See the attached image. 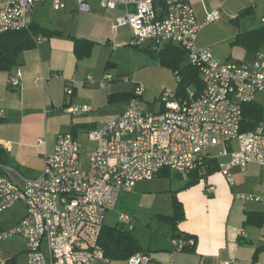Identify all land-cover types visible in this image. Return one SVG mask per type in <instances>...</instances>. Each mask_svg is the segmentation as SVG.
I'll use <instances>...</instances> for the list:
<instances>
[{"label": "built area", "instance_id": "1", "mask_svg": "<svg viewBox=\"0 0 264 264\" xmlns=\"http://www.w3.org/2000/svg\"><path fill=\"white\" fill-rule=\"evenodd\" d=\"M46 1L0 0V33L27 28L34 4ZM75 1L81 10L90 9L89 0ZM97 1L107 9L125 7L112 31L130 26L134 45L151 42V48L157 51L175 43L185 49L190 64L199 70L203 89L198 93L190 88L185 93L177 88L164 90L160 96L162 109L154 110L143 106L144 87L135 85L124 112L88 131L89 140L99 142V146L90 152L87 163L80 157L82 142L72 132L58 135L54 150L45 156L42 171L34 177H23L22 185L6 175V171L16 172L14 168L0 162V212L19 201L27 207L15 225L0 227V242L22 237L26 244L24 264L110 263L99 243L107 214L116 210L123 193L164 170L188 173L216 158L219 172L233 187L234 168L245 172L252 163L264 167V120L253 130H241L244 104L256 101L257 93L264 90L263 53L251 64L225 62L211 48L197 46L203 24L216 21L220 12L212 11L201 24L190 0ZM51 2L55 10L66 6L64 0ZM178 75L176 72L179 83ZM23 79L22 70L17 69L10 75L9 84L19 87ZM88 79L92 81L93 76L88 75ZM112 79V74L106 73L99 84L104 87ZM66 92L73 93L70 82ZM89 109L88 105L70 106L73 114ZM5 116L6 110L0 108V120ZM217 146L223 150L219 157H213L211 149ZM224 156L229 159L222 161ZM209 189L213 191L214 186ZM234 195L244 202L264 204V194ZM120 223L130 230L134 227L132 217L124 212L120 213ZM172 242L179 250L195 243L194 239L182 238ZM150 260L142 252L127 259L130 264H147ZM6 262L0 250V264Z\"/></svg>", "mask_w": 264, "mask_h": 264}, {"label": "crops", "instance_id": "2", "mask_svg": "<svg viewBox=\"0 0 264 264\" xmlns=\"http://www.w3.org/2000/svg\"><path fill=\"white\" fill-rule=\"evenodd\" d=\"M64 1L66 6L57 10L61 13L56 16L51 28L40 24L51 30V34H36V45L21 53L19 64L11 70H0V108L6 110V116L0 120V162L14 168L16 172L6 171V175L17 185L23 184V177H34L42 171L45 156L54 150L60 133L72 132L78 137L82 142L80 157L87 163L90 152L99 146V142L89 140L88 131L124 112L130 104L134 86L138 84L130 73L121 69L116 57L119 49L134 45L130 26H120L116 32L112 31L116 17L125 7L107 9L101 7L97 0H89L90 9L84 11L75 0ZM190 1L201 24L205 23L212 11L220 12L216 21L203 24L196 39L197 46L211 48L225 62L251 64L259 53L264 54V40L253 50L234 43L239 34L264 28V15L258 19L259 24L251 28H242L240 20L244 15L255 16L258 3L264 0H250L252 5L243 8L231 19L233 28L226 25L229 30L232 29L228 35L235 45L228 50H220L215 37L205 31V27L221 20V6H217L214 0ZM68 2L75 3L80 11L91 16L88 17L91 18L88 19V27L65 28L64 24L72 19L69 14L74 11L73 7H68ZM76 39L92 43L89 54L83 53V49L76 51ZM142 46L153 50L151 42ZM99 47L106 52L105 55L95 54ZM172 47L180 48L175 43H168L157 51L167 50L172 54ZM96 56L98 58L95 60ZM17 69L22 70L24 79L19 87H11L9 77ZM106 73L112 74L113 79L101 87L99 81ZM55 74L61 77L57 78ZM88 75L93 76L92 81ZM68 82L73 88L72 94L66 92ZM124 83L132 85L130 91ZM120 100H124L125 105L108 112V103ZM72 104L88 105L90 109L73 114L70 111ZM161 109L162 104L154 110ZM40 139L44 142L41 143ZM85 141L90 142L91 146L87 147ZM233 145L237 148L236 141H233ZM228 159L229 156L221 158L222 161ZM173 172L177 173L179 179L172 177ZM233 173L236 178L233 187L219 170L187 186L191 180L190 172L164 170L151 180L139 182L133 191L120 196L117 207L122 203L133 213L124 212L132 217V231L140 223L153 228L137 236L134 234L144 253L151 258L147 264H224L226 261L232 264H264V250L259 252L257 261H253L257 248L264 245V222L260 225L249 220L252 212L264 214V204L244 202L234 195L238 192L264 194V167L252 163L247 171L234 168ZM210 185L214 186L213 191H210ZM176 199L184 208V218L178 222L177 230L194 236L196 244L193 248L179 250L172 242L175 231L165 216L174 214ZM105 224L108 225L106 221ZM117 224L122 225L120 220ZM142 241L146 243L145 246ZM95 264L104 263L99 261ZM108 264L130 263L127 260H112Z\"/></svg>", "mask_w": 264, "mask_h": 264}, {"label": "rangeland", "instance_id": "3", "mask_svg": "<svg viewBox=\"0 0 264 264\" xmlns=\"http://www.w3.org/2000/svg\"><path fill=\"white\" fill-rule=\"evenodd\" d=\"M217 3V6H221L220 10L222 13L221 20L216 23H212L211 25L205 27V31H209L212 36L215 37L217 46H219L220 50L225 49L228 50L235 45L232 44V37L228 34L231 33L232 29L229 30V27L226 25H230L233 28V24H231V19L236 17L240 10L246 7H250L252 4L249 3L250 0H214ZM69 3V2H68ZM69 8L74 9L73 13H70L69 16L72 19L64 24L65 28L73 27L75 29L78 28H86L89 24V20L91 16H87L86 12L80 11L76 4L71 2L68 4ZM131 9H133L131 7ZM60 11L54 10L52 8L51 0L46 2H36L33 7V13L30 18V23L34 20L39 22L42 25L47 27H52L55 23V18ZM264 15V2L260 1L258 3V8L255 11V16L247 17L246 15L241 16V26L242 28H251L252 26H256L259 24V18ZM68 20V19H67ZM225 24H220L222 22ZM230 23V24H229ZM217 24V26H216ZM219 44V45H218ZM110 48L112 47V43L109 44ZM108 47V48H109ZM110 50V49H109ZM108 50V52H110ZM105 55L100 47L98 52L95 51V54ZM116 57L120 62V67L125 72L130 73L131 76L138 82V85H142L144 87V94L141 98L143 102V106L148 109H158L160 107V96L164 90L167 89H175L178 84V79L176 73L167 66L161 64L160 61V53L159 51L149 50L145 47L128 45L124 48H121L116 52ZM98 56L95 57V60ZM190 64V60L188 56L184 57L181 61V67H185ZM179 76V75H178ZM180 77V76H179ZM123 83V82H122ZM128 91L132 88V85L125 84ZM124 86V87H125ZM194 86L191 85L190 89H193ZM256 101L264 107V90L260 91L256 95ZM125 105V101L120 100L117 102H113L111 104L108 103V112L121 108ZM87 147L91 146V143L85 141ZM223 150L222 146L213 147L211 149V153L213 157H219L221 151ZM173 178L179 179V176L176 172H173ZM122 206V203L119 204L115 211L109 212L106 217V223L108 225H115L120 220V213L128 212L133 214L132 211L128 209V207ZM27 211L26 205L19 201L12 207L0 212V227L8 228L15 225L25 214ZM138 215V214H137ZM140 217V215H138ZM144 224H147L144 223ZM153 228L147 226H142L140 223L136 230L133 233L137 236L143 233L145 230L151 231ZM143 246L146 243L142 241ZM26 244L22 237H15L9 239L7 241L0 242V250L4 254V259L6 261H10L9 264H23L26 260Z\"/></svg>", "mask_w": 264, "mask_h": 264}, {"label": "trees", "instance_id": "4", "mask_svg": "<svg viewBox=\"0 0 264 264\" xmlns=\"http://www.w3.org/2000/svg\"><path fill=\"white\" fill-rule=\"evenodd\" d=\"M243 14V12H242ZM51 34V30L40 25L39 22L33 21L27 28L19 30H11L0 33V70H11L20 62V55L23 51L33 48L36 45V34ZM264 40V28L256 29L245 34H239L234 43L245 46L248 50L256 49L261 41ZM76 51L83 49V53L89 54L92 43L84 39H76ZM172 54L167 50L160 52L161 64L178 72L181 81L178 83L177 89L181 93H185L188 87L194 86L193 89L198 93L203 89V81L198 68L191 64L181 67L180 63L186 57L187 52L183 48L172 47ZM81 54V53H80ZM132 97V93L130 95ZM264 120V107L257 101H252L243 106V120L241 130L248 131L255 129ZM219 168L216 158L208 159L205 163L190 171L191 180L187 186L199 182L200 179L216 172ZM169 171V170H166ZM168 174V173H166ZM174 214L165 216V219L171 223V227L175 233L172 235L174 239L182 238L184 240L194 239V236L181 233L177 230L178 222L184 218V208L180 201H174ZM249 220L262 224L264 222V214L260 212H252L249 214ZM195 240V239H194ZM100 245L103 247L105 254L111 260H127L130 256L145 250L141 243L134 235L133 231L124 225H104L101 236ZM194 245L186 244L184 248H193ZM264 250V245L257 248L254 255V262L257 261L259 252ZM7 261L6 264H9Z\"/></svg>", "mask_w": 264, "mask_h": 264}]
</instances>
